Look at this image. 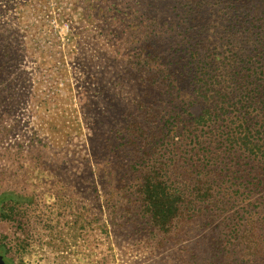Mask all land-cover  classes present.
I'll list each match as a JSON object with an SVG mask.
<instances>
[{
	"label": "trees",
	"instance_id": "trees-1",
	"mask_svg": "<svg viewBox=\"0 0 264 264\" xmlns=\"http://www.w3.org/2000/svg\"><path fill=\"white\" fill-rule=\"evenodd\" d=\"M126 1L135 23L116 35L130 59L85 109L89 180L156 247L206 233L211 256L187 264H264V0ZM12 50L0 31V79ZM30 199L5 192L0 213Z\"/></svg>",
	"mask_w": 264,
	"mask_h": 264
},
{
	"label": "rangeland",
	"instance_id": "rangeland-1",
	"mask_svg": "<svg viewBox=\"0 0 264 264\" xmlns=\"http://www.w3.org/2000/svg\"><path fill=\"white\" fill-rule=\"evenodd\" d=\"M126 2L0 0V31L15 55L0 79V195L31 198L0 213V253L10 264H187L211 256L198 230L156 247L125 211L129 204L105 195L110 187L97 176L98 193L89 180L99 170L86 162L93 131L85 109L101 100L95 90L117 84L113 60H124L122 71L130 59L116 35L135 23L136 7ZM11 205L13 218L4 217Z\"/></svg>",
	"mask_w": 264,
	"mask_h": 264
},
{
	"label": "water",
	"instance_id": "water-1",
	"mask_svg": "<svg viewBox=\"0 0 264 264\" xmlns=\"http://www.w3.org/2000/svg\"><path fill=\"white\" fill-rule=\"evenodd\" d=\"M0 264H7L2 254H0Z\"/></svg>",
	"mask_w": 264,
	"mask_h": 264
}]
</instances>
